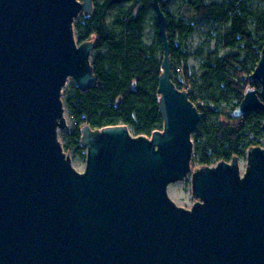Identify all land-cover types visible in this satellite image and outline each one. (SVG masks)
<instances>
[{
    "label": "water",
    "instance_id": "95a60500",
    "mask_svg": "<svg viewBox=\"0 0 264 264\" xmlns=\"http://www.w3.org/2000/svg\"><path fill=\"white\" fill-rule=\"evenodd\" d=\"M162 1L151 4L162 129L82 127L79 173L57 132L66 80L96 79L94 43L73 27L93 0H0V264H264V149L247 150L243 173L238 157L193 171L190 209L167 196L191 172L201 114L171 80ZM249 81L259 90H245L235 119L264 113V41Z\"/></svg>",
    "mask_w": 264,
    "mask_h": 264
},
{
    "label": "trees",
    "instance_id": "16d2710c",
    "mask_svg": "<svg viewBox=\"0 0 264 264\" xmlns=\"http://www.w3.org/2000/svg\"><path fill=\"white\" fill-rule=\"evenodd\" d=\"M261 1L263 7L256 10L246 0L210 3L195 0L191 8L195 17L223 27L215 38L217 47L235 51L207 56L201 65L198 84L192 83L189 90L174 79L172 64L187 60L188 55L176 44H185L194 27L185 18L175 20L160 2L169 42L170 77L178 89L187 91L194 105L195 93L216 106L225 103L231 106L233 119V111L245 90H259V84L249 81V76L259 60L264 41V0ZM151 4L152 0H93L92 12L81 13L74 21L77 43H94L91 67L96 79L86 90L74 84L68 88L64 105L73 126L63 136L65 152L85 159V150L80 144V129L84 126L96 130L125 125L133 136L147 137L162 129L157 94L162 44L154 16L150 18L152 40L149 45L144 41ZM196 107L201 119L192 136L191 160L197 168L230 162L233 157L243 158L249 148L258 145L263 135L264 113L249 112L237 119L238 122L227 123L216 120L218 114L213 108Z\"/></svg>",
    "mask_w": 264,
    "mask_h": 264
},
{
    "label": "rangeland",
    "instance_id": "374dc122",
    "mask_svg": "<svg viewBox=\"0 0 264 264\" xmlns=\"http://www.w3.org/2000/svg\"><path fill=\"white\" fill-rule=\"evenodd\" d=\"M97 1L101 2V0H97ZM202 1L205 3H210V2H220L222 0H202ZM246 1L256 10H259L263 7L261 0H246ZM162 3L164 6V10L169 14H171L175 20H178L180 18H185L188 21V23H190L194 27V32L192 36L188 38L185 44L183 45H180L178 43L176 44L179 47H181V51L183 53H186L188 55L187 60L185 62L184 61L180 63L174 62L172 64L174 79L181 86H185L186 87L185 90H189L192 86V83L194 85L198 84V80L201 75V65L207 56L214 54L224 55L226 53L235 50H229L226 48L217 47L215 38L217 37L219 31L223 30V27L211 20L195 17L194 14L191 12V8L195 3V0H166V1H162ZM153 16L154 13L151 8L146 18L145 32H144L145 33L144 41L145 44L147 45L150 44L153 37L152 22L150 21V18H152ZM76 20L77 18L74 19V21ZM108 20L109 17H107V21ZM72 84H74V81L71 78H68L66 80V84L61 89V100L64 107V117L67 125L65 129H59L57 132L58 141L62 149L64 146V140H63L64 133L70 130L73 126L64 105V99L66 93L68 91L69 86ZM193 97H197L195 99V106L213 108L218 114L216 120L227 123L238 122L237 119L230 118L231 106L225 103H221L218 106H216L211 102H209L207 99L198 97L196 93L193 95ZM130 135L133 136L131 132ZM253 147H260L264 149V131H263V135L258 139V145ZM63 152L66 154V156L68 155L71 162V166L74 168V170H76L79 173L83 172L85 166V159L79 156H75L72 153H67L64 150ZM245 166H246V158L245 157L240 158L239 159L240 173H243ZM196 169L198 168L194 165V163L191 160L190 162L191 172L182 181L171 183L167 186V196L177 207L190 209V207L195 203V200L192 198L191 195V173Z\"/></svg>",
    "mask_w": 264,
    "mask_h": 264
},
{
    "label": "built area",
    "instance_id": "2783aa9c",
    "mask_svg": "<svg viewBox=\"0 0 264 264\" xmlns=\"http://www.w3.org/2000/svg\"><path fill=\"white\" fill-rule=\"evenodd\" d=\"M213 166V165H212Z\"/></svg>",
    "mask_w": 264,
    "mask_h": 264
}]
</instances>
